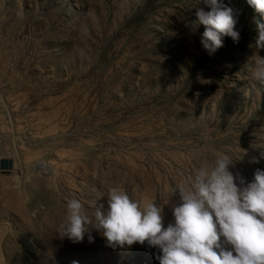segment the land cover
<instances>
[{
    "label": "rangeland",
    "instance_id": "obj_1",
    "mask_svg": "<svg viewBox=\"0 0 264 264\" xmlns=\"http://www.w3.org/2000/svg\"><path fill=\"white\" fill-rule=\"evenodd\" d=\"M222 2L240 40L224 36L210 55L205 26H191L203 0H0V158L19 167L0 173L4 264H159L147 242L61 238L67 201L91 211L113 189L155 199L167 227L181 203L172 189L218 154L242 156L229 170L246 182L264 170L250 47L264 14Z\"/></svg>",
    "mask_w": 264,
    "mask_h": 264
},
{
    "label": "clouds",
    "instance_id": "obj_2",
    "mask_svg": "<svg viewBox=\"0 0 264 264\" xmlns=\"http://www.w3.org/2000/svg\"><path fill=\"white\" fill-rule=\"evenodd\" d=\"M203 3L210 10L199 8L191 26L193 30L199 24L205 26L201 43L208 53L223 46L224 36L238 43L233 9L222 0ZM248 3L264 14V0ZM257 29L250 45L255 49L251 73L264 86V56L259 55L264 49V23L257 21ZM240 158L218 154L211 164L199 167L187 186L177 184L171 193L179 189L181 203L173 208L174 223L167 227L163 208L155 199L142 205L126 192L113 189L107 194V206L99 202L91 211L79 199L68 200L66 219L57 233L73 243L82 242L87 233L92 242L91 231L95 229L113 249L147 242L162 253L155 256L159 264H264V170L257 168L253 180L246 182L229 170ZM260 158H264V151ZM250 162L258 163L259 158L252 157Z\"/></svg>",
    "mask_w": 264,
    "mask_h": 264
},
{
    "label": "crops",
    "instance_id": "obj_3",
    "mask_svg": "<svg viewBox=\"0 0 264 264\" xmlns=\"http://www.w3.org/2000/svg\"><path fill=\"white\" fill-rule=\"evenodd\" d=\"M7 233V229L3 222L0 221V264H4L5 261V249H4V238Z\"/></svg>",
    "mask_w": 264,
    "mask_h": 264
},
{
    "label": "water",
    "instance_id": "obj_4",
    "mask_svg": "<svg viewBox=\"0 0 264 264\" xmlns=\"http://www.w3.org/2000/svg\"><path fill=\"white\" fill-rule=\"evenodd\" d=\"M12 168V160L0 158V173H7Z\"/></svg>",
    "mask_w": 264,
    "mask_h": 264
},
{
    "label": "bare ground",
    "instance_id": "obj_5",
    "mask_svg": "<svg viewBox=\"0 0 264 264\" xmlns=\"http://www.w3.org/2000/svg\"><path fill=\"white\" fill-rule=\"evenodd\" d=\"M4 159H10V158H8V157H4ZM11 160H12V168L8 171V172H11L12 174H16V172H17V170H18V164H16V162H15V160H13L12 158H11ZM20 165V164H19ZM25 165V164H24ZM42 166L47 170H50L51 169V167L52 166H49V165H47L46 163H42ZM22 167H23V165H22ZM24 168H26V167H24ZM27 169V168H26ZM14 179V178H13ZM15 180V179H14Z\"/></svg>",
    "mask_w": 264,
    "mask_h": 264
}]
</instances>
